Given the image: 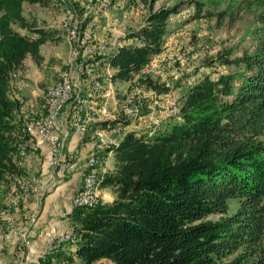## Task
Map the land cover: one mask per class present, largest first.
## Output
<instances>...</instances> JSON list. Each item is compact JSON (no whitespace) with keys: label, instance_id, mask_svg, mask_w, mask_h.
<instances>
[{"label":"trees","instance_id":"1","mask_svg":"<svg viewBox=\"0 0 264 264\" xmlns=\"http://www.w3.org/2000/svg\"><path fill=\"white\" fill-rule=\"evenodd\" d=\"M25 1L52 0H0V185L24 171V99L11 80L26 56L40 60L49 36L25 16ZM142 1L147 12L132 33L140 41L113 50V81L130 82L159 54L172 30L168 17L185 4L194 6L193 18L219 22L254 8L257 41L251 51L230 56L227 48L210 58L209 64L239 69L216 78L206 74L188 86L176 119L161 130H128L108 148L114 165L101 186L111 187L115 197L74 210L85 214L76 254L82 264L101 258L110 264H264V0H177L157 7L155 0ZM142 79L157 92L168 89ZM231 197L237 206L228 212Z\"/></svg>","mask_w":264,"mask_h":264},{"label":"rangeland","instance_id":"2","mask_svg":"<svg viewBox=\"0 0 264 264\" xmlns=\"http://www.w3.org/2000/svg\"><path fill=\"white\" fill-rule=\"evenodd\" d=\"M175 1L177 0H155L153 5L157 7L160 4H171ZM113 8L122 9L123 11L119 10L116 14L111 11ZM193 11L194 6L192 4H185L179 12L168 17L172 30L167 35L162 50L159 54L152 56L141 73L127 84L125 80H112V74L116 69L109 63V58L113 50L119 45L139 43V38L133 36L132 33L142 23L147 12L146 5L142 0H52L47 5L25 2L23 5L25 16L29 20H34L38 27L47 29L49 36L40 45L42 55L40 60L35 61L30 55L26 56L23 67L16 71L11 80L12 88L20 86V95L24 99L23 110L20 109V122L23 124L22 137L19 143L20 154L23 156L28 154L24 151V144L31 140L30 130L23 119L28 114L30 117L45 115L49 110L45 104L47 97L52 95L57 86L63 84L65 76H72L77 66L78 41L77 37L74 36V31L77 17H80L83 22L81 34H87V28H91L96 37L110 39L108 41L109 51L98 56L95 68L101 74L100 80L103 89L101 97L96 99V106L99 105L96 107L97 112L93 114V120L99 116L100 112H106L111 117L114 116L116 121L120 123L118 132L113 131L110 135L104 134L89 139V141L93 140L94 144L98 145L97 149L91 152V158L100 157L99 166L97 167L99 169L97 175L100 179L98 187L100 193L104 173L101 169L104 163L103 153L106 155L107 152H113V150L108 151V148H113L114 145L118 144L128 130L153 133L161 130L166 122L176 119L182 94L188 86L195 83L202 76L207 74L212 78H216L220 72L237 71L239 69L234 65L227 66L217 61L209 64L210 58L216 57L217 53L230 48V56H236L253 49L260 25L255 17L254 8L241 10L233 21L225 18L222 22L217 21L215 17L193 18ZM122 13L126 15L122 16ZM15 26L18 27L17 24ZM115 27H118L120 36L116 37L115 31H112ZM18 28L21 31H26L23 28ZM118 37L125 38V40L118 44V39H120ZM105 39H96V46H105ZM82 50L90 51L89 41H82ZM162 55L163 58H160ZM102 58H106V60L101 62ZM149 65L153 67H148ZM155 68L162 70V76H158V69ZM143 77H150L152 80L168 86V89H166L167 95H171L173 98L172 111L165 113L163 117L157 115L160 114L161 92H157L147 85L143 81ZM89 79L90 77H85V74H78V82L85 83V85H79V92H83L84 95L89 92L90 83H86ZM33 89L38 91V94H35V98L38 100L37 103L33 102L35 98H32L30 94ZM71 94V100H73L75 89H72ZM16 95L19 96L17 93ZM27 100H30V102ZM25 106L30 107V110L27 111ZM71 118V111H57L55 126H62L61 122L64 121L65 129L69 134L72 132H69L67 125L77 133L69 123ZM65 119H67V125ZM102 126L107 128L105 124ZM90 132L91 126H87L84 137L94 135V132L88 135ZM82 138L83 135H81V140ZM20 166L22 169L24 168L23 173L8 177L5 181L9 197L0 208V225L2 224V216L8 212V206L20 199V185L16 181V176L20 178L22 190L27 191L24 193V198H28L31 194L33 187L32 178L29 176L31 174L26 169V165L20 163ZM236 201V197L229 198L228 212L235 210ZM101 202L100 193L98 204ZM72 209L73 213L69 214L70 221L76 222L79 227L81 222L74 219V210H77V208L73 207ZM216 216L217 214L208 215L212 218ZM12 227H15L14 221H12ZM16 227H19L17 219ZM77 241L78 232L76 229L74 240L66 243L65 246L68 244L73 245ZM60 250L48 251L50 257L46 258V261L53 262L52 260H55L57 264L59 262L63 264V261H67L69 258L66 260L55 258L54 254ZM74 254L70 257L71 262L74 263L68 264H77L78 255L76 251ZM42 261L41 258V263ZM94 264H109V262L98 260Z\"/></svg>","mask_w":264,"mask_h":264},{"label":"built area","instance_id":"3","mask_svg":"<svg viewBox=\"0 0 264 264\" xmlns=\"http://www.w3.org/2000/svg\"><path fill=\"white\" fill-rule=\"evenodd\" d=\"M80 26H82V23L80 17H77V23H75L74 31V36H77L78 41L77 66L73 71L72 76L64 77L62 90H57V94H54L51 97L49 100V110L45 115L40 117H30L28 114L27 117L23 119V121L27 123L28 129L31 131V140L29 142H25L24 151L27 152L28 155H33L40 149L41 142L43 140L47 141L50 145L51 156L49 160L51 165L57 174H64L70 167L73 154L65 151L66 142H64V133L66 129L64 121L62 126H55L54 118L56 110H72V114L75 116L77 122V133L83 135L81 142L87 148V156L84 162V172L82 173L78 188L75 190L72 198L73 207L98 205L93 204L90 200L91 168L89 164V156L91 152L98 147V145H95L93 141H84V130L86 125H90L92 112H97L95 95H98L99 88L92 94L91 109L87 114V118L77 117V107H74V101L67 106H60V98L65 94L68 88H75V97L78 96V85H83L84 82L77 81V73H84L85 77H89L90 73L94 70L98 55L105 54L108 50V41L110 40L105 39V37H96L93 33H91V28H87V34H80ZM95 38H104L105 46H96ZM81 40H89L90 51L81 50ZM160 58H163V55L160 56ZM148 67L153 66L149 65ZM155 69H158V76H162V70L159 68ZM186 81H188V79H186ZM171 98V95H166V91H161L160 114H157L158 116L163 117L164 113L171 110ZM27 101L30 102V100ZM102 117L106 116L102 115ZM110 128H113L114 131H118L119 125H112ZM57 174H51L50 176L45 177V179L34 175L31 182H36V185L38 182L49 185L56 179ZM16 181L18 185H20V199L16 203L10 204L8 206V212L2 216V224L0 225V242L11 237L13 233L18 232L21 244L26 245L30 240L28 227L34 221L35 214H32L27 210L25 202L29 198H24L25 190H22L18 176H16ZM69 214H72L70 210L65 213L68 221ZM18 216L20 218H24V225H20V227H12V220H15ZM77 226L78 224L76 222H69L64 230L49 233L46 237L43 249L36 255L20 259L16 263L0 261V264H41V258L48 250L65 249V240H69L73 237V233ZM67 263L74 262H71V258H69L67 261H63V264Z\"/></svg>","mask_w":264,"mask_h":264},{"label":"crops","instance_id":"4","mask_svg":"<svg viewBox=\"0 0 264 264\" xmlns=\"http://www.w3.org/2000/svg\"><path fill=\"white\" fill-rule=\"evenodd\" d=\"M119 10L120 9L113 8L111 11L117 14V11ZM120 11L123 10L121 9ZM123 15L126 14L122 13V16ZM118 27L112 29V31L113 30L115 31L116 37L120 33ZM118 38H120L118 39V44L125 40V38H121V37ZM126 83L128 84L129 82L126 81ZM19 87L20 86H18V88ZM30 94L32 95L31 96L32 98H35L36 96L35 94H38V91H35L33 89L32 91H30ZM33 102L37 103L38 100L35 98ZM112 104H116V103H112ZM25 107L27 111L30 110V107L28 106ZM22 108L21 110H23ZM71 115H72V111H71ZM102 115H105L106 117H102ZM65 122L67 125V119H65ZM61 123H63V121ZM104 124L106 125L107 128H104L102 126ZM112 125H120V123L116 121L114 116L111 117V115L106 112H100L99 116L95 118L91 123V132L88 134L90 135L91 133L94 132V135L91 134L89 137H84V141H89V139H91L92 137H98L99 135H104V134L110 135V133H113L114 131L113 128H110V126ZM67 128L69 132L71 131L72 133L69 134L67 132L66 135H64V142L67 141L65 151L73 154V158L70 167L65 174H57L53 166L51 165L49 160L51 156V151H50V145L47 141L43 140L41 142V147L36 154L33 155L27 154L24 156L21 155L20 163L27 166L26 169L31 174L29 175L30 178L33 179L34 175L42 179H45V177H48L51 174H57V176L56 179L49 185L45 183L41 184L40 182H38L37 185L36 182L33 183L32 191H31L32 195L30 194V196L28 197L29 199L25 202L27 210L32 214H35L34 221L28 227V234L30 240L26 245H22L20 242V236L18 232L13 233L12 236L9 237L8 239L2 240L0 242V261L16 263L20 259L28 258L33 255H36L40 250L43 249L46 237L49 233L62 231L67 227L68 223L71 222L70 219L68 221L65 213L69 210L72 212L73 210L72 198L75 190L78 188L79 182L82 177V173L84 172V168H85L84 162L87 156V148L81 143V135L75 133L71 128L68 127V125ZM30 136H31V132H30ZM106 155L105 153H103L104 163L101 167L103 172L112 169L114 165L113 152L110 153L107 152ZM100 193L102 197V202H110L115 197L114 191L109 186H101ZM8 197H9V191L6 188L4 182L3 184L0 185V208L1 206L4 205V203H6ZM84 215H85L84 212L76 214L74 216V219L76 221L80 220ZM17 221L19 227L20 225H24L23 218H20L18 216ZM14 226L16 227V220H14ZM76 248H77V243L73 245L68 244L65 246V249H61L59 251L60 253L57 252L56 254H54L55 258L58 260H66L67 258H70L71 256L75 255L74 253L76 251ZM101 260H107L109 264L111 263L106 258H101ZM77 264H82L81 259L79 257L77 259Z\"/></svg>","mask_w":264,"mask_h":264},{"label":"bare ground","instance_id":"5","mask_svg":"<svg viewBox=\"0 0 264 264\" xmlns=\"http://www.w3.org/2000/svg\"><path fill=\"white\" fill-rule=\"evenodd\" d=\"M80 20H81V18H80ZM81 23H82V26H83V22L82 21H81ZM91 33H92V29H91ZM80 34H81V26H80ZM75 37H77V36H75ZM96 39H104V38H95V45H96ZM82 41H89V40H81V50H82ZM107 51H109V49ZM107 51H106V53H107ZM101 60H102L101 62H104V60H106V58L105 59L102 58ZM97 62H98V58H97V61L95 62L94 70L89 75L90 79L87 80V82L85 80L86 83L89 82L90 86H92L91 88L89 86V92L87 93V95L82 94L83 92H79V85H78V96L74 97L73 100H71V98H72L71 92H72V89H75V88H68L67 91L65 92V94L62 95L61 98H60V106H67V105H69L70 103H72L74 101V107H77V117L78 118H87V114H88L89 110L91 109L92 94L94 92H96L98 90V88H99V93H98V95H95V102H96V99L101 97V95H102L103 85H102V82L100 80L101 74H99L96 71V69H95L96 65H97ZM78 74H84V73H77V81H78ZM62 85L63 84L57 86V88L53 91L52 95L47 97V99L45 101L46 107L49 108V100L51 99V97L54 94H57V90H62ZM83 85H85V83ZM166 95H167V92H166ZM172 99L173 98H171V110H169L167 112L172 111ZM57 111H59V110H56V112ZM66 111H72V110H66ZM93 114H95V112H92V120L90 122V125H86V127L87 126H91V123L93 121ZM164 115H165V113H164ZM71 117L72 118H71L69 123H70V125L72 127L75 128V130L77 132V122H76L75 116H73V114H72ZM55 119H56V113H55V118H54V125H55ZM86 127H85V130H84V135H85ZM116 132H118V131H116ZM66 133H67V131H65L64 135H66ZM96 149H97V147L94 150H96ZM91 156H92V153L89 156V164H90V168H91V173H90V182H91V184H90V200H91V202L93 204H98L99 197H100V193H99V189H98V187L100 185V179L98 178V175H97V172L99 170L97 167L99 166L100 157L96 156L94 158H91ZM19 183H20V178H19ZM33 183H35V182H33ZM25 192H27V191H24V193ZM95 206L96 205H94V206H76L74 208H81V207L90 208V207H95ZM71 213H73V212H71ZM16 219L17 218H15V220ZM69 219H70V215H69ZM12 221H14V220H12ZM76 229H78V228H75V231L73 233V237H71L69 240H65V244L74 240ZM53 250H60V249H52V250H48V251L50 252V251H53ZM49 255H50V253H45L44 254V256L42 257L43 261H42L41 264H57V261H55V260H52L53 262L46 261V258L48 259V257H50ZM59 264H60V262H59Z\"/></svg>","mask_w":264,"mask_h":264}]
</instances>
